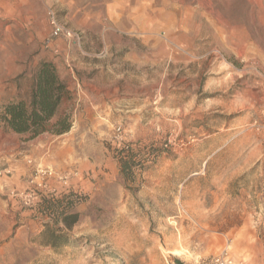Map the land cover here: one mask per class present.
Returning <instances> with one entry per match:
<instances>
[{
  "label": "rangeland",
  "instance_id": "rangeland-1",
  "mask_svg": "<svg viewBox=\"0 0 264 264\" xmlns=\"http://www.w3.org/2000/svg\"><path fill=\"white\" fill-rule=\"evenodd\" d=\"M41 63L69 153L37 162L0 125V264H264V0H0V106ZM70 193V229L39 212Z\"/></svg>",
  "mask_w": 264,
  "mask_h": 264
},
{
  "label": "trees",
  "instance_id": "trees-1",
  "mask_svg": "<svg viewBox=\"0 0 264 264\" xmlns=\"http://www.w3.org/2000/svg\"><path fill=\"white\" fill-rule=\"evenodd\" d=\"M64 98L69 99L70 94L65 84L60 81L52 64L41 63L33 78L28 101L23 100L8 102L0 106V125L6 130L17 134H29L34 138L42 133L49 132L60 136L67 133L72 127L71 114L59 113ZM131 151H118V160L122 172H126ZM74 194L70 193L60 197H42L38 201V210L56 224L70 229L77 223V214L71 209L74 206ZM46 230L49 226L45 225ZM45 235V232L43 233ZM62 236L53 234L43 245L55 248L64 245L66 241H60Z\"/></svg>",
  "mask_w": 264,
  "mask_h": 264
},
{
  "label": "crops",
  "instance_id": "crops-1",
  "mask_svg": "<svg viewBox=\"0 0 264 264\" xmlns=\"http://www.w3.org/2000/svg\"><path fill=\"white\" fill-rule=\"evenodd\" d=\"M70 133V132H69ZM52 136V135H38L37 137L27 141L25 146L28 148V153L31 155L37 162H54L58 164L60 160H65L66 154L69 153V140H60L63 136ZM23 137L24 135H17ZM53 158V159H51Z\"/></svg>",
  "mask_w": 264,
  "mask_h": 264
},
{
  "label": "built area",
  "instance_id": "built-area-1",
  "mask_svg": "<svg viewBox=\"0 0 264 264\" xmlns=\"http://www.w3.org/2000/svg\"><path fill=\"white\" fill-rule=\"evenodd\" d=\"M50 25H51V35L53 37H58L60 34H62L63 30L56 24V22L54 21V19L52 18L50 20ZM66 36L70 37L71 33L66 31ZM37 176L38 177H54L55 173L51 170H43V169H37ZM0 177H1V173H0ZM56 177V176H55ZM60 181L63 182V184H65L66 180H67V176L66 175H62L59 176L58 178ZM41 186V184H39V187ZM214 264H243L242 262H234L233 260H231L227 254H221L219 256H217L214 259Z\"/></svg>",
  "mask_w": 264,
  "mask_h": 264
}]
</instances>
